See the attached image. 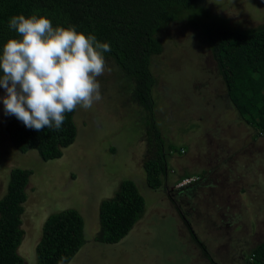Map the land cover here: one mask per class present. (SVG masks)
Listing matches in <instances>:
<instances>
[{"label":"rangeland","instance_id":"obj_1","mask_svg":"<svg viewBox=\"0 0 264 264\" xmlns=\"http://www.w3.org/2000/svg\"><path fill=\"white\" fill-rule=\"evenodd\" d=\"M204 7L202 20L183 17L158 31L163 51L151 58L157 79L151 112L138 109L133 87L128 91L119 70L107 66L110 71L98 77L102 99L88 110L77 107V136L60 159L43 162L36 151L16 152L2 127L14 115L4 114L0 100V198L11 168L32 171L18 248L24 264L36 262L46 218L66 209L84 221V244L69 264H246L264 242V137L257 138L230 105L201 27L264 25V0H205ZM5 94L0 87V97ZM180 123L189 133L173 135L186 154L172 163L202 176L182 190L152 189L142 169L155 150L141 142L145 127H157L169 140ZM122 180L135 183L144 212L127 236L105 244L95 240L100 204Z\"/></svg>","mask_w":264,"mask_h":264},{"label":"trees","instance_id":"obj_2","mask_svg":"<svg viewBox=\"0 0 264 264\" xmlns=\"http://www.w3.org/2000/svg\"><path fill=\"white\" fill-rule=\"evenodd\" d=\"M204 4L205 0H0V53L9 38H21L9 28V19L18 14L27 17L39 10L38 14L49 18L54 27L74 25L78 32L93 34L100 42L109 44L111 51L104 53L107 66L119 70L128 91L133 87L132 99L137 101L138 109L151 112L155 99L151 91L157 83L150 70L151 58L163 51L158 31L183 17L191 22L202 20L206 17ZM201 27L230 105L257 138L264 137V25L239 30L216 22ZM74 114L75 111L66 114L59 131L26 128L15 116L5 119L2 127L16 152L36 151L47 162L60 159L63 149L74 143L77 136ZM183 126L178 124L171 135L177 129L180 135L189 133L181 132ZM145 129L141 142L150 141L155 147L153 156L142 164L150 188L182 190L200 180L201 173L180 170L172 163L186 154V146L179 144L176 135L166 140L161 138L157 127ZM31 175L32 171L27 169L9 170L5 193L0 198V264H24L18 248L24 236L22 215ZM190 178L187 184L177 187ZM144 208V198L135 183L122 180L114 196L100 204L95 240L118 243L131 231ZM84 241V221L78 211L66 209L51 214L44 221L41 239L35 247V264H58L61 258L64 264H69ZM250 254L252 264H264V242Z\"/></svg>","mask_w":264,"mask_h":264},{"label":"clouds","instance_id":"obj_3","mask_svg":"<svg viewBox=\"0 0 264 264\" xmlns=\"http://www.w3.org/2000/svg\"><path fill=\"white\" fill-rule=\"evenodd\" d=\"M38 12L8 21L21 38H9L0 53V87L6 93L0 100L4 114L26 128L59 131L67 113L78 106L91 109L102 99L98 77L110 71L104 53L111 48L74 25L54 27Z\"/></svg>","mask_w":264,"mask_h":264},{"label":"built area","instance_id":"obj_4","mask_svg":"<svg viewBox=\"0 0 264 264\" xmlns=\"http://www.w3.org/2000/svg\"><path fill=\"white\" fill-rule=\"evenodd\" d=\"M189 181H191V179L189 180H185L183 181L182 183H180L179 185H177L178 187H182L184 186L185 184H187ZM253 263V256H251V258L249 259V264H252Z\"/></svg>","mask_w":264,"mask_h":264}]
</instances>
